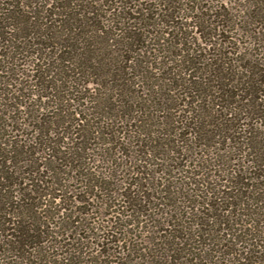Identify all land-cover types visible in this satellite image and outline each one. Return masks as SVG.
<instances>
[{"label": "trees", "instance_id": "1", "mask_svg": "<svg viewBox=\"0 0 264 264\" xmlns=\"http://www.w3.org/2000/svg\"><path fill=\"white\" fill-rule=\"evenodd\" d=\"M235 1L0 0V264H264V0Z\"/></svg>", "mask_w": 264, "mask_h": 264}, {"label": "rangeland", "instance_id": "2", "mask_svg": "<svg viewBox=\"0 0 264 264\" xmlns=\"http://www.w3.org/2000/svg\"><path fill=\"white\" fill-rule=\"evenodd\" d=\"M219 2H222V1H224V0H218ZM235 1V0H234ZM230 3H231V5H234V4H237V2L235 1V2H233V0H230ZM230 4H228V6H229ZM249 51L250 52H252V56L253 57H256L255 55H257V57L258 58H262V59H264V50H262V49H256L255 47L254 48H252V47H250V50H247L246 52H248L249 53ZM20 59L21 60H18V61H14L13 62V67L15 68V69H19V72L20 73H30V72H28L27 70H29V69H27L26 67H27V65H28V63H26L25 61H27V60H29V59H23V57H20ZM25 62V63H24ZM159 64H162V66H164L163 65V63H158V64H155L156 66H161V65H159ZM16 65V66H15ZM19 65H24V67H22V66H19ZM148 65H151V67H154V63H148ZM18 67V68H17ZM150 67V66H149ZM168 67H170V66H168V65H166V68H168ZM29 68V67H28ZM161 68V70H159V71H155V74H154V71L152 70V72H153V74H152V72L149 74V73H147V77H150V78H152V79H156V78H158V77H161V75H163V74H161V75H159V73H161L163 70H162V67H160ZM22 69H26V70H24V72H22L21 70ZM164 69H165V67H164ZM18 74L19 75V77L20 78H22L23 80L25 79V77L23 76V74L21 75V74ZM33 104V105H32ZM30 105H32L33 107L32 108H29L28 109V111L29 112H31V118H28V120L26 119H24V117H23V119H24V122L25 123H27L28 124V122H31V124L27 127H25V126H22L21 127V130H23V133H27V137H30V135H32V134H30L33 130V127H35V125L37 124V122L36 121H34V118H32L33 117V115H38V98H34V99H32V100H30ZM31 107V106H30ZM21 110H25V109H22V108H20ZM20 110V111H21ZM22 116V115H24L23 113H22V111L19 113V116ZM23 119H19V121L20 122H23ZM19 134L21 133L20 131L18 132ZM25 135V134H24ZM99 168V167H98ZM121 173H123V171L121 172ZM122 175L123 174H121V175H119L118 177L119 178H121L122 177ZM114 182V181H113ZM73 185V184H72ZM75 187H77V185L75 186ZM76 192H75V194H77V193H79V191H78V189H76L75 190ZM153 201H156V200H153ZM56 203V202H55ZM71 205L73 206L72 208H70V209H72V211H78L79 209H78V207H80L79 206V204H77V203H71ZM114 208H113V210H115V209H117L118 207H117V202L116 201H114ZM54 209H58V207H55ZM80 210H82V209H80ZM113 210H109L108 212H110V211H113ZM67 213H70V210H68L67 209V211H66ZM107 213V212H106ZM106 213L104 214L103 212H101L100 214L99 213H92L91 215H88V216H81L80 214H76L75 216H76V219L77 220H80V219H83V218H86L87 217V221H86V223H88V226H90L91 227V229H90V231H89V234L90 233H93V234H98L99 232H98V230L97 229H95V228H98V229H100L103 225L105 226L106 225V222H108V220L109 219H111V220H113V217H114V214L110 217V216H105L106 215ZM90 214V213H89ZM74 216V217H75ZM90 219H89V218ZM54 221H57V219H55ZM53 221V222H54ZM141 221H143V222H141V224L138 226V229H140V230H138L134 225H132V226H130L129 228L130 229H132V233L131 234H129L128 236H126V237H129V238H126L127 240L129 239L132 243H136L137 245H141L140 247H143V246H145L146 244H145V241H146V239L147 238H149L150 237V234L147 232V229L149 228V224H148V222L147 221H144V220H141ZM92 227H94V230H92ZM53 228V225H49V230H51ZM53 231H55V229H52ZM81 234H82V232H81ZM52 237H55V236H51V237H49L48 239H50V240H54V238H52ZM93 240L95 241V242H97V240H96V238H94L93 237ZM143 240H145L144 242H143ZM122 243V242H121ZM95 246V245H94ZM65 249L62 247V248H57V247H55V248H52V247H48V254H50V255H53V254H55V253H60V252H63ZM97 250H99V248H96V247H94V248H90V249H87V252H88V254L90 253L92 256H95L96 255V253H97ZM93 251V252H92ZM92 252V253H91ZM95 255H94V254ZM89 254V255H90ZM91 255L89 256V257H91ZM9 256V255H8ZM7 256V257H8ZM2 258V257H1ZM12 258V260H14V258L11 256L10 257V259ZM3 259V258H2ZM30 260L31 261H33V262H35V264H38V258L36 257L35 259L33 258V257H30Z\"/></svg>", "mask_w": 264, "mask_h": 264}]
</instances>
